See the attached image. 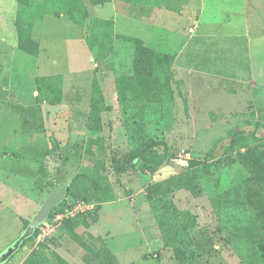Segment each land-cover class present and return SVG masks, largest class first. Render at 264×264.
Returning <instances> with one entry per match:
<instances>
[{
    "label": "rangeland",
    "instance_id": "obj_1",
    "mask_svg": "<svg viewBox=\"0 0 264 264\" xmlns=\"http://www.w3.org/2000/svg\"><path fill=\"white\" fill-rule=\"evenodd\" d=\"M102 1L88 2L89 17L80 24L64 13L37 19L30 32L40 42V53L33 56L20 49L26 7L16 0H0V257L56 186L74 184L79 198L73 200L68 193V205L56 206L8 264H23L34 249L69 262L72 248L62 239L76 244V238L64 232L65 219L59 218L84 199L92 208L74 217L81 219L77 236L87 244L94 241L96 247L104 242L100 231L104 232V220L111 214L106 212L117 210V217L123 211L120 224L125 229L119 239L131 241L141 251L176 244L175 256L185 255V264H227L222 254L228 249L236 255L234 244L241 243L233 240V226L255 217L241 211L238 200L249 201L244 182L250 174L241 156L257 146L252 132L264 143V1L249 24L241 18V7L230 11L236 16L217 17L216 9L201 13V0ZM166 2H172L170 14L158 10L167 8ZM194 7H199L197 15ZM96 17L116 19L117 38L136 36L153 46L163 37L161 41L177 58L172 93L161 101L156 87L162 91L164 85L155 75L145 79L142 100L151 109L132 138L119 111L115 84L125 53L96 60L86 41ZM113 41L123 43V39ZM50 74L62 75L59 103L38 98L36 77ZM245 79H251V87ZM122 92L129 95L136 89L131 85ZM188 101L197 105V120L190 118ZM108 106L112 109L106 110ZM231 130L246 136L227 151ZM162 136L170 151L156 171L122 172L127 153ZM27 141L33 143L18 145ZM211 150L215 160L221 158L226 165L203 170L202 164L211 162ZM171 177H179V185L199 180L203 194L197 197L189 189H176L177 193L167 195L174 205L166 212L167 202L161 209L159 200L167 198ZM176 196L186 200L178 203ZM119 197L122 202L107 204ZM136 212H140L139 228H135ZM138 254L136 250L132 256Z\"/></svg>",
    "mask_w": 264,
    "mask_h": 264
},
{
    "label": "trees",
    "instance_id": "obj_2",
    "mask_svg": "<svg viewBox=\"0 0 264 264\" xmlns=\"http://www.w3.org/2000/svg\"><path fill=\"white\" fill-rule=\"evenodd\" d=\"M21 5L26 7L28 18L24 20V27L20 28L21 41L20 49L26 51L27 53L38 56L40 53V42L34 41L31 38L30 28L33 23L41 16L47 14L54 17H61L64 13L66 18L73 20L76 23H83L89 17V7L88 2L94 5H100L104 3L101 0H44L42 2L33 0H16ZM128 3L137 4L138 2L144 0H124ZM160 4V3H159ZM158 4V5H159ZM167 4V2L165 3ZM115 20L114 18H93L91 24V33L86 36V41L89 48L93 51L96 60L100 61L103 56H111L118 51L124 52L123 60L119 62V78L116 79V88L119 89V101H120V112L123 115L127 127V133L132 138L135 127H140L141 122L146 118V115L150 111V105L147 102H143V87L145 79L149 76L155 75L158 81H160L164 88L161 91L159 86L156 87V91L160 94V101L163 96L168 93H172V80L174 79L173 71L176 62V56L169 53V45L165 41H161L163 37L157 39L153 46L146 45L143 40L136 36L122 35L117 38L114 32ZM172 31V30H171ZM123 39L122 44H115L113 40ZM155 41V40H154ZM157 47V48H155ZM38 98L46 102L59 103L62 99L63 89H62V75L61 74H50V75H40L36 77ZM138 81V82H133ZM125 83V85L123 84ZM133 86L136 92L133 94L126 95L122 92V88ZM142 86V89L139 87ZM152 86V85H151ZM166 86V87H165ZM152 90L149 95H151ZM164 93V94H163ZM112 107L108 106L106 110H111ZM232 140L230 145L227 146L226 150L229 151L235 146L240 144L241 140L246 136L243 131L231 130ZM256 132H252V137L256 139V147L247 150V152L241 156L242 165L245 167L246 171L250 174V177L245 180L244 187L248 192V198L242 200L240 197L238 204L240 210L244 213L251 212L255 215L251 221L239 222L238 225L233 226L235 231L233 235V240L236 242H264V143L262 144L260 138L256 136ZM170 151V146L165 136L156 137L148 140L142 147L127 153L124 157V163H122V172H127L129 170H135L140 172H154L159 167V165L168 158ZM211 150L208 154V160L211 161L203 165L204 168H220L223 165L221 158L215 160ZM91 152V151H90ZM192 165H198L193 164ZM127 165L130 167L127 168ZM180 176H182L180 174ZM172 179V180H170ZM169 185L167 186V192L165 195L167 198L161 199L162 201L161 209L164 208L165 202H167V208L163 209L169 210L174 202L168 198V194L174 193L176 189L186 188L189 189L195 196L200 197L203 194V184L196 179H190L189 182L181 183L179 177L169 178ZM69 195L73 200L79 198L81 195L78 193L74 184L69 187ZM160 197V196H159ZM86 201V199H84ZM226 199V206H229ZM230 201V199H229ZM68 199L65 198L58 207L67 206ZM57 207V208H58ZM178 209V208H177ZM175 208V210H177ZM180 214L182 210H179ZM165 212V213H166ZM178 212V211H175ZM52 212L50 215H52ZM174 214V211L171 212ZM79 216V215H78ZM78 216H70L64 218L62 224L63 230L67 235L74 236L76 242L82 245L85 249L90 251L96 258H98L102 263L109 264L111 262V257L109 252H105L100 249L97 251L94 246V241L87 244L82 238L77 236L76 229L81 220ZM31 223V222H30ZM30 223L25 226L24 231L30 225ZM39 226L35 228L34 235L39 232ZM186 227H183L185 229ZM27 238L23 241L19 247V250L23 249L26 243L29 241ZM98 241L100 238H96ZM263 241V242H261ZM96 244V243H95ZM262 248V247H261ZM264 251V249L259 250ZM11 255L7 260L0 262V264H8V260L11 259ZM176 258L179 262L186 261L185 255L177 254ZM114 261V260H113ZM23 264H72L70 261L61 258L55 254H51L48 251H39L34 249L28 257L24 260ZM114 264V263H112Z\"/></svg>",
    "mask_w": 264,
    "mask_h": 264
},
{
    "label": "crops",
    "instance_id": "obj_3",
    "mask_svg": "<svg viewBox=\"0 0 264 264\" xmlns=\"http://www.w3.org/2000/svg\"><path fill=\"white\" fill-rule=\"evenodd\" d=\"M208 1H210V3ZM263 1L264 0H201L200 10H201V13H203L207 9H216L217 11L215 15L217 17H223L224 15L236 16V14L230 13V11L233 8L241 7L243 10L241 14V18L244 20V22H248L249 24L250 16L252 19L253 17H256L258 15V10L261 9L259 4H261V2ZM166 7L167 8L162 7V9L158 8L159 12L170 14L174 9L172 2L171 3L167 2ZM192 9L194 11V14L197 15V10H199V7H194ZM255 23L257 24L259 22H255ZM262 40L264 41V38ZM201 62L204 63L202 59H201ZM244 82L250 85L251 79L249 80L245 79ZM188 107L190 108L189 112L190 110L192 112V114L189 113V115L191 116L190 118L194 117V120H197L198 112H199L197 105L194 102L188 101ZM28 134H25L24 136L25 137L26 135L27 137L31 136V132H28ZM31 143L33 142L27 141L26 143L25 142L18 143V145L19 146H22L24 144L29 145ZM175 199L178 203L186 200V199L181 200L180 198H178V196H176ZM122 200H123V197H119L117 199L107 201L108 202L107 204L114 205L118 202H122ZM116 212L117 210L115 211L109 210L106 212V213H111V214L104 220L105 221V224H103L104 232L100 231L104 242L103 243L99 242L97 244V246L95 247L97 251L102 249L105 252L111 253L110 254L111 262L114 264H176L177 263L178 259L175 256L176 248H177L176 244L175 246L168 245V247L166 246V249L164 246H161L159 247L157 251H152L148 245V248H149L148 251H141L139 250V246L136 244H133L131 241L128 242V241L119 239V237H122V235L125 234L124 233L125 229L122 228V225L120 224V219L122 217L123 211H121L122 213H120L118 217L116 215ZM138 214H140V212H136L134 215L138 219L137 224L135 225V228L140 227ZM66 237H69V236H66ZM62 240L64 241V243L65 242L68 243V245H70L72 248L70 255H69L71 256V260H70V257L67 258L72 264H104L98 258H96L90 251H88L82 245H80L78 242L75 241L76 244H73L74 240H66V238ZM234 245H235V249L238 254L236 253V255H233L228 249L225 251L224 254H222V257L225 259L227 264H264V251H259V250L264 249V242L263 243L241 242V243H235ZM77 247H81V248H77ZM136 250L139 254L135 258L134 256H132V254ZM160 256H161V259H160ZM112 263H109V264H112ZM182 263L185 264L186 261ZM182 263L178 261V264H182ZM216 264H219V263H216Z\"/></svg>",
    "mask_w": 264,
    "mask_h": 264
},
{
    "label": "water",
    "instance_id": "obj_4",
    "mask_svg": "<svg viewBox=\"0 0 264 264\" xmlns=\"http://www.w3.org/2000/svg\"><path fill=\"white\" fill-rule=\"evenodd\" d=\"M69 184L62 186H56L50 194L47 196L40 209L34 215L30 225L26 230L18 237V239L8 248V250L0 257V262L7 260L13 255L20 247L21 243L27 238L33 235L35 228L39 226L45 219H47L50 213L65 199V196L69 192Z\"/></svg>",
    "mask_w": 264,
    "mask_h": 264
},
{
    "label": "built area",
    "instance_id": "obj_5",
    "mask_svg": "<svg viewBox=\"0 0 264 264\" xmlns=\"http://www.w3.org/2000/svg\"><path fill=\"white\" fill-rule=\"evenodd\" d=\"M185 151V149L181 150L182 153H185ZM177 152L179 155H181L179 151ZM92 206V203L81 200L75 204L74 208H71L70 210H67L65 213L61 214L62 216L59 219L63 220L64 218L75 216L78 212H84L88 209H91Z\"/></svg>",
    "mask_w": 264,
    "mask_h": 264
}]
</instances>
